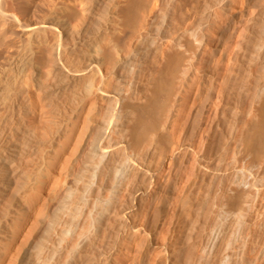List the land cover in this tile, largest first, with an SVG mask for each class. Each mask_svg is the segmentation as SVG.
Masks as SVG:
<instances>
[{
  "label": "bare ground",
  "instance_id": "6f19581e",
  "mask_svg": "<svg viewBox=\"0 0 264 264\" xmlns=\"http://www.w3.org/2000/svg\"><path fill=\"white\" fill-rule=\"evenodd\" d=\"M5 39L0 264H264V0H0Z\"/></svg>",
  "mask_w": 264,
  "mask_h": 264
},
{
  "label": "rangeland",
  "instance_id": "374dc122",
  "mask_svg": "<svg viewBox=\"0 0 264 264\" xmlns=\"http://www.w3.org/2000/svg\"><path fill=\"white\" fill-rule=\"evenodd\" d=\"M157 8H158V7H157ZM157 8H156V9H157ZM190 21H191V19H190ZM190 21H189V22H187L188 24H187V23H186V24H184V25H183V27H184V28H187V27L189 26V24H190ZM7 41H8V40H6V39H5L4 41H1V43H0V44H1V46H2L3 44L5 45V43H7Z\"/></svg>",
  "mask_w": 264,
  "mask_h": 264
}]
</instances>
